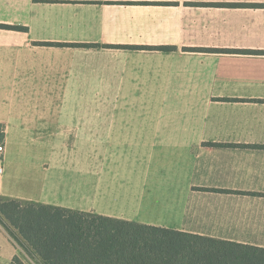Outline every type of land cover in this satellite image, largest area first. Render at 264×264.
I'll list each match as a JSON object with an SVG mask.
<instances>
[{"label": "crops", "instance_id": "0c3cea01", "mask_svg": "<svg viewBox=\"0 0 264 264\" xmlns=\"http://www.w3.org/2000/svg\"><path fill=\"white\" fill-rule=\"evenodd\" d=\"M0 25L1 200L264 249V0H0ZM4 223L0 264H45Z\"/></svg>", "mask_w": 264, "mask_h": 264}, {"label": "trees", "instance_id": "16d2710c", "mask_svg": "<svg viewBox=\"0 0 264 264\" xmlns=\"http://www.w3.org/2000/svg\"><path fill=\"white\" fill-rule=\"evenodd\" d=\"M0 222L45 264H264L262 248L17 201L0 199Z\"/></svg>", "mask_w": 264, "mask_h": 264}, {"label": "built area", "instance_id": "2783aa9c", "mask_svg": "<svg viewBox=\"0 0 264 264\" xmlns=\"http://www.w3.org/2000/svg\"><path fill=\"white\" fill-rule=\"evenodd\" d=\"M4 154H5V146L1 143L0 144V175H3L4 173Z\"/></svg>", "mask_w": 264, "mask_h": 264}, {"label": "rangeland", "instance_id": "374dc122", "mask_svg": "<svg viewBox=\"0 0 264 264\" xmlns=\"http://www.w3.org/2000/svg\"><path fill=\"white\" fill-rule=\"evenodd\" d=\"M95 100H98V99H95ZM80 104H84V99H81V103ZM80 120H84L82 119V117L78 116L76 118V121H80ZM32 261H30V264H43L42 262H38L36 259H31Z\"/></svg>", "mask_w": 264, "mask_h": 264}]
</instances>
